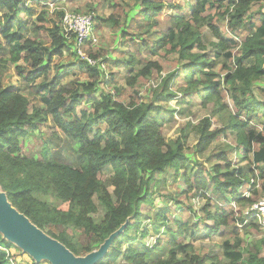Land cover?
<instances>
[{"label": "trees", "instance_id": "trees-1", "mask_svg": "<svg viewBox=\"0 0 264 264\" xmlns=\"http://www.w3.org/2000/svg\"><path fill=\"white\" fill-rule=\"evenodd\" d=\"M28 2L45 4L44 0H0V12H3L0 29L5 40V43L0 42V60L5 63L8 55V64L16 66L25 83L33 85L48 76L49 67L44 64L51 58L50 51L61 55L70 47L65 43L60 27L50 30L52 43L49 48L25 36L21 15L33 17L36 14ZM256 4L261 5L253 11ZM135 6L143 8L139 16L145 22L161 14L162 8L167 7L172 12L165 31L152 33L157 46L151 53L156 55L164 51L176 55L182 71L168 75L156 91V97L176 98L170 89L177 74L181 73L187 85L180 89L182 93H200L201 88L205 103L216 98L218 112L226 109L224 100L228 95L234 103V111L226 119L229 123L226 129L212 130L210 118L195 127L200 135L197 149L203 152L230 130L237 132L245 155H240L239 166L235 169L230 165L228 174L220 166L215 168L214 174L201 169L195 178L187 179L189 191L195 186L199 191H212L219 204L227 202L226 195L231 194L238 205H252L253 199L244 197L241 190L248 185L254 195L264 193V102L257 96L258 92L264 97V0H184L178 5L176 1L167 4L135 0ZM223 21H226L227 31L219 26ZM153 26L151 24L146 31ZM206 31L217 40L211 44L215 49L213 60L205 54L195 53V49H205L202 37ZM237 50L241 53L239 57L235 54ZM89 54L94 60L98 57ZM249 60H254L251 66L246 65ZM20 61L30 67L18 66ZM131 62L129 65L133 67L136 60ZM184 62L187 63L182 65ZM78 67L88 77L83 89L90 95L85 99L80 90L66 89L61 86V79L55 78L40 86L44 91L45 110L34 107L30 113V101L25 95L0 87V186L9 203L75 257L91 254L123 229L98 264H116L121 257H124L123 264H206L207 258L194 253L192 244L178 242L175 236L171 237L162 258L153 259L159 241L152 248L137 249L134 246L139 236L147 235L146 230L140 232L141 219L145 207L152 205L150 194L156 182L155 175L168 168L175 169L178 174L181 168L188 166L184 139L167 141L162 136L159 132L160 108L153 103L125 104L116 101L108 92H103L100 98L95 97L97 79L104 78V72L85 61H80ZM156 67L161 69L150 62L138 72L131 69L128 84L134 85L141 77L150 76ZM195 75L198 76L196 80ZM83 101L92 104V112L84 111L80 115L77 108ZM49 118L73 141L77 166L59 162L47 153L42 161L22 157L25 139ZM101 124L106 126L105 131L98 129L91 138L94 126ZM235 153L237 155V149ZM220 159L228 161L223 156ZM107 166L114 172L110 179L113 194L100 179ZM97 195L106 209L100 223L94 219L98 212L94 202ZM40 196H50L62 207H52L41 201ZM220 211L221 214L217 213L213 218L209 215L215 221V227L208 229L217 232L225 227L228 235L233 237L238 233L236 228L244 224L242 213L237 216L226 206ZM176 224L180 226L178 233L184 234L187 223L176 221ZM59 225L72 226L91 238V243L83 250L78 249L65 232L56 235L50 230ZM251 226L258 227L251 221L245 228ZM133 230L135 234L131 235ZM125 243L128 246L123 252ZM13 248V243L0 236V264H16L15 260L10 261V252H7ZM222 248L228 260L224 264L241 263L244 254L237 243L226 240ZM248 264H264V256L250 254Z\"/></svg>", "mask_w": 264, "mask_h": 264}, {"label": "rangeland", "instance_id": "rangeland-1", "mask_svg": "<svg viewBox=\"0 0 264 264\" xmlns=\"http://www.w3.org/2000/svg\"><path fill=\"white\" fill-rule=\"evenodd\" d=\"M174 1L178 5L184 0H153L156 3L167 4ZM44 3V5H37L34 2H28L29 8L35 9V16L21 15L22 24L25 27L24 34L27 38L49 48L52 43L50 30L56 27H60L62 30V17L65 11L93 15L99 43L96 47H87L85 52L87 55H90L89 53L97 54L98 57L95 60L100 65H105V69L101 68L104 72V78L100 76L97 79L95 97L100 98L103 92H108L113 95L116 101L125 104L131 102L153 103L160 108L161 126L159 132L162 136L167 141L184 139L185 154L188 159L186 164L188 166L181 168L178 174L175 169L168 168L166 172L155 175L156 182L150 194L152 205L145 207L141 219L140 232L146 230L147 235L139 236L138 242L134 246L137 249L151 248L155 241L156 244L159 241L153 259L162 258L167 245L171 243V237L175 236L178 242L192 244L194 253L207 258L206 264H224L228 260L223 255L222 244L226 240H230L235 244L237 243L238 249L244 254L240 264H248L250 254L259 253L264 256V227L254 220L251 221L257 223L258 227L245 228L250 223L236 226L238 233L233 237L228 235L225 227L219 228L217 232L209 231L215 227V221L211 218L221 212V207L226 206L229 210H233L237 216L242 213L243 217L245 211L251 207L250 203L238 205L234 196L228 194L226 195L227 202H220L219 204L210 190L199 191L193 186V191H189L187 179L195 178L201 169L214 174L217 166L223 168V171L228 174L230 165H232V169L239 166L240 160L238 159H240V155H245V149L239 144L237 132L230 130L221 134L203 152L197 149L200 135L196 133L195 127L202 120L210 118L212 130H223L229 126L226 119L234 111V103L229 95L224 100L226 109L218 112L219 107L216 98L205 103L201 88H199L200 93H182L180 89L186 88L187 85L183 74L179 73L170 89L176 98L170 100L167 96H155L156 91L161 88L163 80L168 75L182 71V66L178 63L176 55L167 54L164 51H159V54L156 55L151 53V49H156L157 46V39L153 37L152 33L160 34L165 31L169 15L172 13L167 9V5L166 8H162L161 14L156 17L153 16L150 21L145 22L139 16V12L143 8L136 7L135 0H44ZM260 5L256 4L253 11H256ZM127 16L129 17L127 18ZM0 17H3V12H0ZM131 19H133L132 22ZM151 24L154 26L147 32L146 30ZM219 26L227 31L226 21H223ZM202 38L205 49H195V53L205 54L208 59L213 60L215 49L211 44L216 43L217 40L207 31L204 32ZM64 40L70 49L66 48V51H63L61 55H54L53 50H51V58H47L44 64V66L49 67L48 76L33 85L25 83L18 75L16 66L8 64L7 61L10 58L8 55L5 56V63L0 60V87L12 89L25 95L30 101V113L33 112L34 107L45 110L42 102L44 91L40 86L42 83H50L55 78L61 79V86L66 89L80 90V95L85 99L90 95L83 89V85L89 80L87 75L79 70L78 65L82 60L77 54L74 40ZM0 42L5 43L1 29ZM235 54L239 57L241 53H238L237 50ZM131 60H136L133 62V67L129 65L132 64ZM253 61H247L246 65L251 66ZM150 62L158 64L161 69L156 67L150 76L141 77L134 85H129L127 80L130 78V70L138 72ZM186 63L184 62L182 65ZM18 66L26 69L30 67L24 61H20ZM197 78L198 76L195 75L194 80ZM118 90L120 92H117ZM257 96L260 101L264 102V97H260L258 92ZM77 111L80 115L84 111L90 113L92 112V104L83 101L78 106ZM105 127L104 124L94 126V133L91 134V138L94 137L98 129L105 131ZM234 147L237 149V155ZM46 153L59 162L77 166L73 141L56 127L50 118L46 122L40 123L38 128L25 139L21 155L28 159L42 161ZM222 156L226 157L228 161L221 160L220 157ZM113 176L114 172L111 166L105 167L100 176L111 194L114 192V188L110 184V179ZM248 189L249 186L246 185L241 192L253 199L252 205L264 201V193L257 196L248 192ZM0 192L5 194L1 186ZM39 199L52 207H62L60 202L50 196H40ZM94 202L98 208L94 219L95 222L100 223L106 214V209L98 195L94 197ZM232 204L235 207H231ZM176 221L187 223L184 234L178 233L180 226L178 227ZM50 230H53L56 235L65 232L73 245L80 250L87 248L91 243V238L78 232L72 226L59 225L50 228ZM130 234L134 235L135 231H131ZM0 236L7 240L2 231ZM13 244L14 248L7 251L10 252L11 262L15 260L16 264H52L46 259L37 261L16 242ZM127 246L126 243L122 246L123 252L126 251ZM99 249H95L93 252H97ZM84 254L86 253L83 252ZM123 263L124 257H121L116 264Z\"/></svg>", "mask_w": 264, "mask_h": 264}, {"label": "water", "instance_id": "water-1", "mask_svg": "<svg viewBox=\"0 0 264 264\" xmlns=\"http://www.w3.org/2000/svg\"><path fill=\"white\" fill-rule=\"evenodd\" d=\"M122 230L112 235L97 252L77 258L59 241L34 226L11 206L6 195L0 192V232H3L8 241L16 242L37 261L46 259L52 264H97L107 255L113 240Z\"/></svg>", "mask_w": 264, "mask_h": 264}, {"label": "built area", "instance_id": "built-area-1", "mask_svg": "<svg viewBox=\"0 0 264 264\" xmlns=\"http://www.w3.org/2000/svg\"><path fill=\"white\" fill-rule=\"evenodd\" d=\"M62 32L65 39L74 40L77 54L82 61L89 63L93 67L105 69L104 64L100 65L97 60L90 58L85 52L87 47H96L99 43L95 17L93 15L65 11L62 17ZM248 192H250V188L248 189ZM244 197L248 198L250 196L244 194ZM231 207H235V205L232 204ZM243 219L244 224L250 223L251 220H254L255 222H258L260 226L264 227V201H261L256 205H251V207L245 211ZM155 244L156 241L153 243L152 247Z\"/></svg>", "mask_w": 264, "mask_h": 264}]
</instances>
